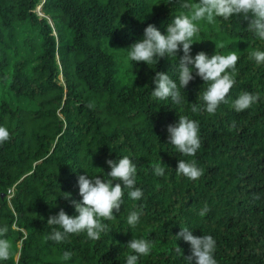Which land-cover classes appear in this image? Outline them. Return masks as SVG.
I'll return each instance as SVG.
<instances>
[{
	"label": "trees",
	"instance_id": "1",
	"mask_svg": "<svg viewBox=\"0 0 264 264\" xmlns=\"http://www.w3.org/2000/svg\"><path fill=\"white\" fill-rule=\"evenodd\" d=\"M186 11L179 0H0V125L11 135L0 145V228L8 229L0 239L11 246L0 264H126L128 255H137L127 245L133 236L152 245L137 264H189L190 245L176 237L181 228L212 235L217 264H264V65L248 58L264 43L246 30L242 14L199 22L191 56H239L228 103L214 114L203 110L206 85L195 69L180 88L181 104L152 96L157 71L179 88L182 50L149 64L125 63L148 24L166 34V25ZM19 27L26 28L21 39L29 54H21ZM243 91L259 100L236 112L232 101ZM194 104L201 110L193 112ZM179 116L199 125L195 156L168 142L167 125ZM123 156L136 164L142 197L130 199L125 188L120 211L102 219L108 229L99 240L86 232L60 243L46 240L59 227L47 224L50 215L61 208L78 214L71 200L82 199L79 175L110 180L106 160ZM180 159L195 160L203 175L178 174ZM156 163L164 176L154 174ZM204 207L209 211L200 216ZM132 211L140 215L135 227L127 223Z\"/></svg>",
	"mask_w": 264,
	"mask_h": 264
},
{
	"label": "clouds",
	"instance_id": "2",
	"mask_svg": "<svg viewBox=\"0 0 264 264\" xmlns=\"http://www.w3.org/2000/svg\"><path fill=\"white\" fill-rule=\"evenodd\" d=\"M172 2L173 0H169V3ZM179 3L180 7L187 11L174 16L172 23L166 25V34L154 24H148L144 29L143 37L128 48L125 63L131 60L149 64L154 57H176L182 50L183 55L176 65L179 88L167 73L157 71L152 78L155 84L152 96L156 100L170 98L172 103L181 104L183 97L180 88L185 89L195 78L193 75L195 69L196 75L206 85L201 94L203 110L214 114L221 103H228V93L236 84L234 77L239 56L235 51L227 54L215 52L210 57L206 52L200 51L194 57L191 56V45L194 43V37L200 32L199 22L214 24L217 17L230 20L234 15L242 14L243 19L248 22L246 30L264 43V0H179ZM248 58L257 66L264 65V50L253 49L248 53ZM258 100L259 94L243 91L232 101V106L236 112H241ZM191 110L197 112L201 109L194 104ZM231 127H236L235 122ZM167 133L169 144L173 145L181 155L195 156L201 146L199 125L187 116H179L177 123L167 125ZM10 139L8 128L0 125V145ZM106 163L110 167V172L107 173L110 180H105L100 175H89L87 171L79 175V195L82 199L71 200L78 214L70 216L61 208L58 214L50 215L47 224L59 227H53L46 240L60 243L67 235L80 232H86L88 238L92 240H99L101 233L108 229V226L101 221L112 220L115 216L114 212L120 211L124 189H128L127 194L130 199L139 200L142 197V190L136 187V164L128 156L118 160L107 159ZM152 167L156 176H164L165 169L161 163H156ZM176 171L190 180H196L203 175V170L197 166L195 160L188 162L180 159ZM114 180L119 182L113 185ZM68 194L65 198L70 199L71 194ZM208 211L209 209L204 207L199 215L204 216ZM139 218L138 212H130L127 217L128 225L135 227ZM7 231V227L0 228V236H4ZM176 237L183 238L190 245L191 255L185 257L189 264H217L214 258L216 241L212 235L197 236L193 235L189 228H181ZM127 245L137 255H128L126 264H137L138 256L148 255L152 247L150 241L134 236ZM10 247L7 239H0V261L9 259ZM176 251L181 252V248L178 246ZM70 257L69 252L63 254L65 260Z\"/></svg>",
	"mask_w": 264,
	"mask_h": 264
},
{
	"label": "rangeland",
	"instance_id": "3",
	"mask_svg": "<svg viewBox=\"0 0 264 264\" xmlns=\"http://www.w3.org/2000/svg\"><path fill=\"white\" fill-rule=\"evenodd\" d=\"M38 10H40V8H38ZM26 28L25 27H19L17 32H18V36H19V40L21 43V54L25 55V54H29L31 52V50H29L28 48V43H26L24 41V39H21L22 37L25 38L26 33H25ZM36 42L38 43V40H36Z\"/></svg>",
	"mask_w": 264,
	"mask_h": 264
}]
</instances>
